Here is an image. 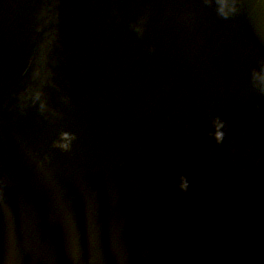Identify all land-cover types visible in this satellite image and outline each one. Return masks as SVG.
Instances as JSON below:
<instances>
[{
    "label": "water",
    "instance_id": "water-1",
    "mask_svg": "<svg viewBox=\"0 0 264 264\" xmlns=\"http://www.w3.org/2000/svg\"><path fill=\"white\" fill-rule=\"evenodd\" d=\"M0 264H264V0H0Z\"/></svg>",
    "mask_w": 264,
    "mask_h": 264
}]
</instances>
